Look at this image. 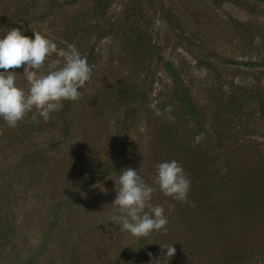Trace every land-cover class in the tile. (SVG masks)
Instances as JSON below:
<instances>
[{"label":"rangeland","instance_id":"374dc122","mask_svg":"<svg viewBox=\"0 0 264 264\" xmlns=\"http://www.w3.org/2000/svg\"><path fill=\"white\" fill-rule=\"evenodd\" d=\"M34 1L39 11L63 0ZM91 8L92 0L62 3L45 20L16 17V23L23 35L34 39V32H39L66 50L72 43L63 32L65 23ZM120 10L136 19L151 45H160L158 56L171 60L184 75L191 98L208 115V124L213 122L211 133L221 132L231 144H264V120L255 103L247 110L219 106L257 85L264 89V0H109L108 11ZM2 18L0 27L7 34L11 27L3 25ZM90 43L76 46L92 67L90 81L79 89L81 98L53 112L54 120L41 122L36 134L0 137V180L11 179L9 206L14 210L15 228L10 242L0 249V264H23L28 259L32 264H129L131 259L133 264H143L138 256L144 264L169 263L153 238L146 247H139L137 237L112 223L111 217L120 214L112 204L120 188L118 175L111 172L95 181L98 171L118 159L124 146L116 133L128 104L123 100L117 107L115 94L124 77H135L118 39L106 35L89 59ZM54 60L60 58L53 54L38 73L46 74ZM10 71L16 73L17 86L27 91L24 68ZM169 82L162 67L152 65L147 72L148 101L154 104L168 97ZM214 110H219L217 115ZM153 120L145 115L125 120L128 140L138 150L128 151L124 164L143 180L152 169L148 142L156 124ZM0 125H6L2 118ZM198 138L194 137L195 143ZM204 140V144L215 143L208 136ZM35 151V160L27 162L24 158ZM57 205L64 207L55 218V229L48 231L50 213Z\"/></svg>","mask_w":264,"mask_h":264},{"label":"trees","instance_id":"16d2710c","mask_svg":"<svg viewBox=\"0 0 264 264\" xmlns=\"http://www.w3.org/2000/svg\"><path fill=\"white\" fill-rule=\"evenodd\" d=\"M79 1L81 0H63L61 3L56 1L47 5L46 9L38 11L39 4L34 0H5L1 2L0 18L5 17L6 20L2 18V23L10 25L8 30L21 29L20 24L16 23V17H23L27 21L45 20L58 4ZM108 4L109 0H92L90 12L72 17L65 23L63 30L66 38L75 47L84 41L91 42L88 45L89 59L94 47L106 35L118 39L133 66L131 71L135 79L124 77L115 94L117 107L123 100L128 104L124 106L125 115L120 121L122 126L116 133L118 138H123L124 146L118 159L98 171L95 181H101L111 172L120 177L122 170L131 168L125 166L124 161L128 151H136L138 147L128 140L130 138L125 120H132L136 116L144 118V115L148 120L154 118L156 124L148 142L152 169L148 179L144 178V181L154 188L150 203L164 208V215L168 220L167 232L153 231L147 237H139L137 245L146 247L153 238L159 252L166 256L167 249L162 246L173 245L175 255L172 258L167 257L168 264H264V144H254L248 140L247 144H231L221 132L211 133L213 122L208 124V115L191 98L184 75L171 60L158 56L160 45L155 42L151 45V40L142 34L133 16L122 15V10L108 11ZM11 7L13 11L10 10ZM0 28V38H3L6 35L3 31L5 28ZM21 32L24 33L22 29ZM155 64L162 67L170 82L168 97L152 104L147 98L150 94L147 72ZM244 64L258 66V63ZM263 92L264 89L257 85L253 91L229 98L225 105H218L225 110L237 105L240 110H247L255 103L259 117L264 120ZM68 103L64 101L63 106H68ZM169 105L173 109L170 114L164 111ZM157 109L162 115L155 114ZM217 112L219 110H214V115ZM32 115L33 113H28L16 128H10L7 124L0 125V137H18V133L22 135L25 132L36 134L41 128V122L45 121L39 116L33 120ZM169 115L174 119L170 120ZM50 120L54 119L50 117ZM197 135L199 138L195 143L194 137ZM207 136L215 139V143H202ZM37 155L38 152L35 151L24 159L33 162ZM172 160L182 165L191 180L188 199L194 206L165 197L156 183L157 166ZM1 180L0 249L10 242L15 232L14 210L9 206L11 179ZM63 207L57 205L52 209L48 231L55 229V218ZM138 258L140 263H147L142 256L136 257ZM131 260L129 264H133L134 259ZM23 264L32 262L28 259Z\"/></svg>","mask_w":264,"mask_h":264},{"label":"clouds","instance_id":"9594fccd","mask_svg":"<svg viewBox=\"0 0 264 264\" xmlns=\"http://www.w3.org/2000/svg\"><path fill=\"white\" fill-rule=\"evenodd\" d=\"M53 54L60 60L49 63L46 74L38 73ZM21 67L29 85L27 91L17 86L16 73L10 71ZM0 69L3 70L0 71V118L10 128H16L28 113H33V120L39 116L47 122L53 112L62 108L64 101H78L81 98L79 89L90 81L92 75L87 58L74 45L69 44L66 50L58 49L56 43L41 33L34 32L33 39L23 35L19 28H12L0 38ZM164 111L170 114L172 106L169 105ZM155 114L162 115L159 109ZM169 119L174 118L169 115ZM156 183L165 197L193 205L188 199L191 180L178 161L160 163ZM119 184L112 204L120 214L111 217L112 223L119 225L120 231L137 238L147 237L153 231L166 233L168 220L164 208L150 203L154 188L132 168L121 171ZM162 248L167 249L168 258L175 255L173 245Z\"/></svg>","mask_w":264,"mask_h":264}]
</instances>
